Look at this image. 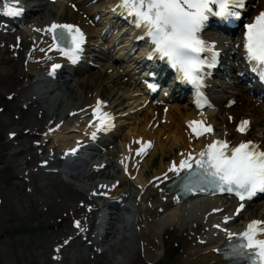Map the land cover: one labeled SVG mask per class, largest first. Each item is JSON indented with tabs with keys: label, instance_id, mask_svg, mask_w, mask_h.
<instances>
[{
	"label": "bare ground",
	"instance_id": "bare-ground-1",
	"mask_svg": "<svg viewBox=\"0 0 264 264\" xmlns=\"http://www.w3.org/2000/svg\"><path fill=\"white\" fill-rule=\"evenodd\" d=\"M257 1L260 5V8L264 6V0H257ZM69 2L75 3L78 6V9H80L82 12H86L87 15H89V11L87 12V8H85V5L82 0H69ZM52 11L53 8H49L48 6H45L43 10L40 11L41 19L46 15L47 16L50 15ZM74 14L75 13L71 9L69 8L65 9V15L68 17V19L71 20L74 19L75 16ZM59 19L62 18H58V20ZM77 20L80 22H85V23L87 22L85 18H82L80 16ZM97 31L98 30H96V33H98ZM89 33L90 35H92L93 33L92 30ZM114 37L115 34L113 38ZM125 45L128 46L130 45L129 39H126ZM109 47L110 44L102 48V50L106 51ZM1 59L2 58L0 56V60ZM19 62H20L19 60L15 61V63L17 64ZM20 65H21V71L14 63L8 65L6 69L0 68V74L2 75L0 76V85L2 86L12 85L11 88H7L10 90L9 92H7V95L12 94L15 103L8 108L9 111L10 109L23 110L22 109L23 107H28V110L24 112L26 114L24 121L26 122L28 132L39 131V129L42 128V137H40L37 140V143L40 144L32 145V146H34L33 148H35L36 150H40V148L48 149V151L44 155L39 154L40 152L37 153V155L40 156L39 159L40 167L38 168L48 167V166L51 167L50 166L51 163L60 161L58 154H62L63 152L62 145L67 144L70 141V138H66V136L63 135L64 132L66 134H70L72 130L71 129L65 130L66 127H64L63 125L56 126V123L59 122L60 120L53 118L54 116L52 115L53 112L51 113L48 112L49 109L46 100L44 101L43 104H41L40 101L42 99L41 100L38 99L34 85L30 83L31 81L25 77H24L25 79H21V77L23 78V76L26 75V73H22L24 71L29 73H35L34 71L35 66L34 65L27 66V65H23L22 63H20ZM11 66L12 68L10 69L9 67ZM108 67H112V66H105L103 63L102 70L99 72V76L103 77ZM112 69H113V73L115 74V78L112 79L113 81L121 83L124 89H125V85H129V88L124 90L125 92L131 91L132 93H134L135 91H138L139 94H142V90L140 89L141 85L137 84V81H135L136 77L134 78V76H132L128 72L125 73L124 69H123L124 72L123 71L120 72L119 70L116 69V67H112ZM124 77H127L129 81L125 83L121 82V80L124 79ZM131 82L134 83L135 86H137L136 88L134 87L135 88L134 91L130 90ZM220 83H224V81H220ZM101 84L102 82H100V85ZM100 87L103 86L101 85ZM26 91L28 92V94L26 93ZM105 91L109 93L108 94L109 98H115L117 96V92H114V88L112 87L110 88V90L106 89ZM225 92L226 94L224 95L223 99L217 104L219 111L221 112L216 113L214 112V110L208 112L209 114L208 117L210 119V122L219 124L220 127L223 124L225 127L223 129L230 130L231 128V130L233 131L232 127L238 120L244 118H250L252 120L251 127L242 137L245 139H251V138L256 139L257 141H260L261 145L264 147V104L259 103L256 97L254 95L247 93L243 87H238L237 89L229 87V90ZM97 95H100V93L96 92L95 96ZM93 98L87 99L86 103H82L81 105L76 107V109L81 108L85 104H88L93 100ZM229 98H234L236 102L234 105L227 107L226 104ZM0 102H3V99L0 98ZM71 102L72 101L68 102L67 105L71 104ZM142 102L143 99L139 95L133 99V103H135V105L130 106L129 108L137 107ZM110 103L114 107L119 106V105L115 106L114 101ZM189 103H190L189 98L183 104L176 101H172L167 113H164L162 112V110H160L162 109V107L161 108L152 107L149 110L145 109L146 111H149V113L151 114L150 117L147 112L141 113L140 111H136L133 118L134 123L128 126L129 128L127 129L126 133L121 134L122 136L118 140V144L121 147V149L123 147V141L130 136H140V135L146 136L150 138L155 144L153 150L149 152L148 157L142 163L141 170L137 174L136 180L132 181L129 184L131 187V190H129V194L123 193L126 201H133L136 205L134 222L137 228L134 229L133 231H130L131 233L130 236H133L135 234L136 236L139 237L140 242L138 240V244L140 246V249L142 247V250L144 252V258L146 259H154L159 256L158 252L160 248V243L157 240V237L159 234L160 225L163 227L168 223L175 225L176 226L175 229L176 230L179 229L181 231V237H185L186 232H188L189 228L192 234L194 232H199L200 230L207 231L206 229L207 228L210 229L211 226L210 219L207 218L206 212L208 209L214 207L215 201L214 202L209 200H204L203 202L199 201L194 203L190 209H185L184 205L181 204L175 205L173 203V194L168 193L165 190L161 192L160 188L157 187V182H151L149 181L148 178H146L145 169L149 168V166L152 164V161L158 152L166 151L171 153L178 145H182L183 148H187L189 146V144L186 142L187 141L186 137L188 136V134L186 133V125H184V122L186 120H191L195 116V110L189 105ZM0 106H4V104ZM138 108L139 107H137L136 109L138 110ZM21 110H19V112ZM155 110H157V113L159 115L153 121H157L161 117H163L166 119V122L169 121L170 123L159 124L158 128L150 127L148 123L150 122L151 119L154 118ZM123 111H126V109H123ZM22 115L19 113V118H16L13 114L7 112V115L0 120V127L9 129V127L14 126L15 123L20 125L22 123L20 121L23 119ZM229 115L233 117V123L230 122L228 118ZM54 127H56V129H54ZM62 129H64V132ZM12 132L14 133V139L22 135V132L17 127L13 129H9L7 131V135ZM166 139L168 140L166 141ZM200 142L201 140H198V143ZM14 145L15 142L12 141L11 149H13L14 152L11 154H15L18 152L17 151L18 148H16ZM56 148L60 150H57ZM164 160H165L164 156L160 158V163L158 167L154 170V173L153 175H151V177L159 175L166 169L168 164H165ZM17 162L18 165H20V161ZM14 172L17 175V178H24V179L30 178V175L23 173L19 170H15ZM90 174L91 172L86 170L82 173L81 178H78L77 176L74 177L75 179H77L79 185L83 186L84 189L83 192L78 189H74L72 186H70L67 183V181L64 178L60 177L59 175H51V178L56 181V182H52V185H54L55 183L56 185L58 184L55 193V195L57 194L56 204L54 206L56 208L65 210V215L69 213L79 214L83 222L80 223V226H84V216L82 213L83 212L90 213L91 211L94 210V206L90 202L92 199L91 195L85 193V191L87 190V186H89L88 189H90V191L91 190L99 191L103 184L102 183L100 187H98V183H95L93 185L83 184L84 179L88 177ZM132 183H134V185ZM130 193L135 200L130 199L129 196ZM75 199H76V203H75ZM259 208L261 210L258 211V214L254 216L260 219H264V206L262 205ZM76 217L79 216H75L73 220L75 219L78 220V218ZM113 220H115L116 222H121L123 219L120 217H116ZM62 225L63 224H58L57 228H59V226L61 227ZM124 226L127 228L126 224H124ZM69 229L70 228L68 227V230ZM162 233L168 235V230L166 228H163ZM111 234L112 232L108 233L106 236L107 238L105 244L106 250L101 253H96V252L93 253L94 254L93 258L88 260H82V263L88 262V264H94L96 262V259H99L98 263H100V260L105 261L107 258L106 257L103 258L102 256L104 254H108V252L111 253L110 250L112 248V245L115 243V242H109L110 240H112V238L109 239ZM76 236H77L76 230H74L71 233V235L67 236L64 239L63 241L64 246L67 245L66 240H69L70 242ZM125 236L127 237V235ZM126 237H124L123 239H125ZM161 238H162L161 243L163 245H166L164 236L163 237L161 236ZM201 238H200L201 240L199 241L196 240L197 242H192L186 245V247L183 250L185 254V258L182 264H228L229 263L228 261L223 260L220 254L213 252L215 245H211L210 232L208 234H205ZM61 248H62V244L60 245L55 244L52 247L53 260L55 263L58 261V264H64L62 261V254L58 253V250L60 251ZM119 257L120 258L117 259L113 264H117L118 262H124L126 260V256L124 254H120ZM134 262L135 264L142 263L141 260L137 257L134 259Z\"/></svg>",
	"mask_w": 264,
	"mask_h": 264
},
{
	"label": "snow or ice",
	"instance_id": "snow-or-ice-1",
	"mask_svg": "<svg viewBox=\"0 0 264 264\" xmlns=\"http://www.w3.org/2000/svg\"><path fill=\"white\" fill-rule=\"evenodd\" d=\"M119 7L134 18L137 27L145 30L154 45V53L161 59L166 58L181 74L180 78L199 89L203 86L205 67H214L218 56L214 45L201 38V31L210 17L240 20L246 0H120ZM22 13V7L8 8L6 12L11 16ZM244 27L245 58L264 78V11ZM48 32L52 33L54 41L65 40L71 44L68 50L58 43L53 47L76 62L84 43L83 32L74 25L55 23ZM202 53L209 55L204 58ZM59 67V64L53 66V74ZM100 111L98 105L97 112ZM109 119L107 114L99 115L100 127L104 128ZM249 124L247 120L241 121L237 131L245 133ZM189 126L197 136L213 131L203 122L192 121ZM146 147H151V144L141 147L137 154H143ZM169 171L177 175L186 171L201 183L213 185L221 192L234 193L241 201L264 193V149L252 141L234 145L224 140L214 141L199 153L198 158L189 154L179 165L174 162ZM188 191H193V188L188 187ZM240 207L242 209L243 204ZM76 226H80L79 222ZM239 239L242 243L234 246L233 254L250 256L252 264H264V221H252Z\"/></svg>",
	"mask_w": 264,
	"mask_h": 264
},
{
	"label": "rangeland",
	"instance_id": "rangeland-1",
	"mask_svg": "<svg viewBox=\"0 0 264 264\" xmlns=\"http://www.w3.org/2000/svg\"><path fill=\"white\" fill-rule=\"evenodd\" d=\"M62 5L63 3L54 6L55 11H52L53 13H51V17L61 14ZM63 15L64 14L62 13V16ZM79 15L84 18L85 14H76L77 17ZM10 41L13 42V39ZM1 58V69H6L8 65L14 63L21 71V62L18 64L15 63V60H8L7 62L6 54H1ZM9 68L11 69L12 66ZM100 70L101 69L91 70L89 73H92V77L94 79H89L84 84L78 82L80 78H85L84 75L83 77H76L73 75L69 77V82L64 83L61 86H43L40 90L45 99L40 101L41 104H43L46 100V102L51 105L49 109L50 111L57 110L59 112L70 101L74 104L80 102L81 98H84L85 93V96H89L93 93V91L96 92L98 90L107 98L109 93L105 90H110L112 87L118 93L119 99L117 102L121 106H124L125 109H129L130 104L133 101V99H130L131 94L127 92L124 97L121 96L123 92L122 85L117 83L115 86H112L110 82H107L108 80H104L102 83L104 89L103 87H100V82L96 75V72ZM22 73L26 72L24 71ZM113 75L112 69H108L105 75L106 78L104 79H111ZM0 76L2 75L0 74ZM24 77L25 76H23V78L21 77V79H25ZM218 80L225 82L222 78H218ZM123 82H127L126 77ZM30 83L34 84V82ZM11 86L12 85H0V98L3 99V102H0V105L4 104V106H0L1 108L4 107V110L0 111V120L7 115V112L16 117L19 116V113L21 115L23 114V119L20 121L22 123L20 125L15 123L14 126L9 127V129L17 127L21 132H24V134L27 135H21L13 140H10L7 136V131L9 129L0 127V264H53L54 262L51 259L53 254L52 247L60 241L62 242L61 239L69 233L68 227H70V220H65V210L54 206L56 204L57 194L55 195V193L58 184L56 185L55 183L52 185V182L56 181L44 171H42V173L40 171H34L33 173L30 171L33 168L35 169L38 167V157L36 155V149L32 147V141H37L39 135L30 132L25 133L28 129L26 122L24 121L26 115L24 110H8V108L15 103L14 99L12 100L7 97V92L10 91L7 88H11ZM84 86L85 88H82ZM227 86L229 85L227 84ZM219 88L220 87H217V90H219ZM26 93L28 94L27 91ZM221 94L222 93L218 91H215L214 93L215 96H220ZM36 95H39L38 91L36 92ZM183 103H185V101ZM132 104L134 105V103ZM26 109L28 110V108ZM19 110L21 111L19 112ZM128 119L133 121V113L128 115ZM167 140L168 139H166V141ZM12 141L15 142L14 146L18 148V152L15 154H11L14 152L13 149H11ZM116 144L117 142L114 143L113 147L110 146L107 148L108 152L112 155L113 148L116 147ZM45 151L46 150H44L43 153H45ZM160 155H162V153H159L158 158ZM169 156H172V154H167L166 158L168 159ZM107 158L111 162L109 154H107ZM17 161H20V165H18ZM147 169L148 168L145 170ZM15 170H19L23 173H29L28 175H30V178H17V175L14 172ZM153 173L154 170H149L146 172V176L149 177ZM102 175L106 176V173H103ZM75 176L80 178L78 172L69 173L67 175V180L69 179L67 183L74 189H78L83 192V186L79 185L77 179L74 178ZM92 181H95V177L90 176L84 179L83 184L90 183ZM120 189L127 190L128 187L123 186ZM119 213L122 214L121 212ZM256 213L257 211L253 209L248 211V214L250 215ZM113 221L114 223H112L111 229L109 230L112 231V234L110 235L112 242H115L110 250L111 253L108 252V254H104L106 256H102L103 258H107L105 261L100 260V263H98L99 259H96L94 264H113L117 260L119 254H124L126 256V263L128 264H135L134 259L136 257L141 260V264H182L185 258L183 251L184 248L186 245L195 241L192 240L194 236L190 240L188 239V234L191 233V230H189L190 228L188 229V232H186L185 237H181V231L179 229L176 230L175 225L170 223L166 224L164 227L160 225L157 237V240L160 243L158 252L159 256L154 259H146L144 258L142 247L140 249L138 244V240L140 242L139 237L135 234L130 237L125 236L126 233H129L127 228L124 226V224L127 223L122 222L120 224L115 220ZM58 224L63 225L57 228ZM163 228L168 230V235L162 233ZM161 236H164L166 245L161 243ZM124 237L126 238L123 239ZM71 255L72 258H66L64 260L65 264H88V262L82 263V260L89 259L87 255L84 256L80 253V256L78 255V257H76L73 254L66 253V256ZM117 264L124 263L118 262Z\"/></svg>",
	"mask_w": 264,
	"mask_h": 264
}]
</instances>
